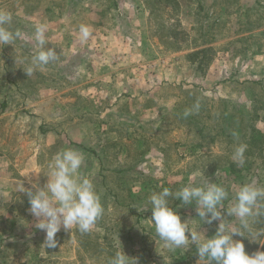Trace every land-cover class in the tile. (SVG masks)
<instances>
[{"label": "rangeland", "instance_id": "374dc122", "mask_svg": "<svg viewBox=\"0 0 264 264\" xmlns=\"http://www.w3.org/2000/svg\"><path fill=\"white\" fill-rule=\"evenodd\" d=\"M31 12L11 13L19 36L0 45V264H107L122 250L130 264H205L195 244L164 246L149 197L209 180L229 192L228 208L242 184L264 188V0H42L36 18L59 58L28 76ZM240 143L243 167L232 160ZM65 148L84 154L104 213L88 233L62 228L47 248L20 186L43 187ZM169 202L193 230L215 234L219 221L203 223L194 203ZM253 230L264 232V215ZM233 239L249 254L264 247V236Z\"/></svg>", "mask_w": 264, "mask_h": 264}, {"label": "clouds", "instance_id": "9594fccd", "mask_svg": "<svg viewBox=\"0 0 264 264\" xmlns=\"http://www.w3.org/2000/svg\"><path fill=\"white\" fill-rule=\"evenodd\" d=\"M11 22V13L0 9V45H12L19 36V32L14 33L8 27ZM46 31V24L35 27L37 49L31 57V64L24 70L28 76L59 58L54 48L46 47ZM90 36V27L81 24L80 42H87ZM200 107L197 101L190 111L185 112V116L198 112ZM246 150L247 144L244 143L234 147L232 160L239 167L245 164ZM84 161L81 151L65 148L57 152L47 164V172L43 174L47 181L43 187L38 181L33 182L31 188H25L23 184L20 186V192L28 196L29 212L36 219L35 227L46 233L44 245L47 248L57 247L56 235L62 228L69 231L75 226L79 232L88 233L104 213L92 179L81 171ZM32 174L39 176L41 173ZM228 197L229 192L223 186L209 180L203 186L186 185L176 192L169 188L153 192L149 197L152 211L150 220L156 235L170 251L195 244L199 260L205 264H264V251L257 250L249 254L242 240L233 239L234 236H241L255 241L264 236V232L253 230L255 218L264 215V205L261 204L264 201V188L255 183L242 184L235 193L232 205L225 208L223 202ZM169 198L179 199L183 205L194 203L197 217L203 223L219 221L215 234L208 237L198 231L199 228L193 230L189 220L182 221L180 214L170 206ZM225 209L227 216L221 211ZM228 216L238 221V224L231 222L233 219L229 220ZM132 260L122 250L117 251L107 264H130Z\"/></svg>", "mask_w": 264, "mask_h": 264}, {"label": "crops", "instance_id": "0c3cea01", "mask_svg": "<svg viewBox=\"0 0 264 264\" xmlns=\"http://www.w3.org/2000/svg\"><path fill=\"white\" fill-rule=\"evenodd\" d=\"M50 8L54 9L53 7H55L56 10L58 9H61L62 7L59 6L58 3H54L53 1L52 2H49L47 4ZM78 7H80V5H78ZM46 8V7H45ZM0 9L4 10V11H9V10H12L13 12L17 11V13L19 14V16L21 18V20L23 19L24 15H26V11L27 9H31L32 12H31V15L33 17H30L29 19L32 20V22L30 23L29 21L30 20H23V25H32L34 27H36V24H41V21L39 18H36V16L38 15V13H41V10H42V0H39L37 2H33V5H28L27 7V3L25 0H21V1H17V2H14L12 4H0ZM13 12H9V13H13ZM37 19V20H36ZM20 20V18H19ZM20 22V21H19ZM37 22V23H36ZM35 30L33 31V34H34ZM34 36V35H33ZM22 38V36H21ZM33 41H35V39L33 38Z\"/></svg>", "mask_w": 264, "mask_h": 264}, {"label": "trees", "instance_id": "16d2710c", "mask_svg": "<svg viewBox=\"0 0 264 264\" xmlns=\"http://www.w3.org/2000/svg\"><path fill=\"white\" fill-rule=\"evenodd\" d=\"M252 249V248H251ZM253 250V249H252ZM255 250H256V247H254V251L253 252H255ZM261 251H264V247L261 249ZM252 252V253H253Z\"/></svg>", "mask_w": 264, "mask_h": 264}]
</instances>
